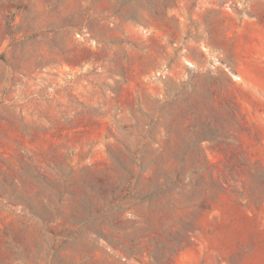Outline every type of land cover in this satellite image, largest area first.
Instances as JSON below:
<instances>
[{"label":"rangeland","instance_id":"374dc122","mask_svg":"<svg viewBox=\"0 0 264 264\" xmlns=\"http://www.w3.org/2000/svg\"><path fill=\"white\" fill-rule=\"evenodd\" d=\"M0 264H264V0H0Z\"/></svg>","mask_w":264,"mask_h":264}]
</instances>
